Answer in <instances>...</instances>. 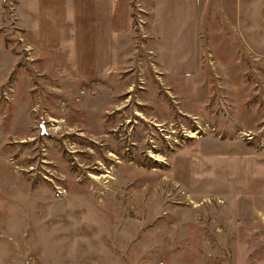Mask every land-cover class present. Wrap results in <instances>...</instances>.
Listing matches in <instances>:
<instances>
[{"label": "rangeland", "instance_id": "rangeland-1", "mask_svg": "<svg viewBox=\"0 0 264 264\" xmlns=\"http://www.w3.org/2000/svg\"><path fill=\"white\" fill-rule=\"evenodd\" d=\"M1 1L0 264H264V0H200L185 77L131 0L95 85Z\"/></svg>", "mask_w": 264, "mask_h": 264}, {"label": "crops", "instance_id": "crops-1", "mask_svg": "<svg viewBox=\"0 0 264 264\" xmlns=\"http://www.w3.org/2000/svg\"><path fill=\"white\" fill-rule=\"evenodd\" d=\"M131 0H17L27 43L63 53L72 79L95 85L118 65L117 45L131 30ZM200 0H152L156 55L169 76H190L199 67ZM0 0V28L2 21Z\"/></svg>", "mask_w": 264, "mask_h": 264}]
</instances>
